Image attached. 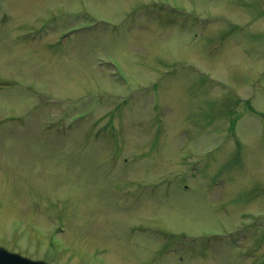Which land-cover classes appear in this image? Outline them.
Instances as JSON below:
<instances>
[{
    "label": "rangeland",
    "instance_id": "1",
    "mask_svg": "<svg viewBox=\"0 0 264 264\" xmlns=\"http://www.w3.org/2000/svg\"><path fill=\"white\" fill-rule=\"evenodd\" d=\"M0 246L264 264V0H0Z\"/></svg>",
    "mask_w": 264,
    "mask_h": 264
},
{
    "label": "water",
    "instance_id": "2",
    "mask_svg": "<svg viewBox=\"0 0 264 264\" xmlns=\"http://www.w3.org/2000/svg\"><path fill=\"white\" fill-rule=\"evenodd\" d=\"M0 264H47L42 261H32L20 256L19 254L11 253L0 247Z\"/></svg>",
    "mask_w": 264,
    "mask_h": 264
}]
</instances>
